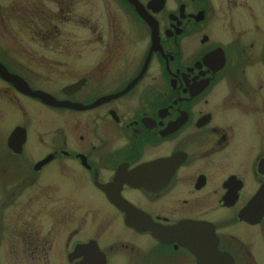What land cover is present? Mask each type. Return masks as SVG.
<instances>
[{
	"label": "flooded vegetation",
	"instance_id": "flooded-vegetation-1",
	"mask_svg": "<svg viewBox=\"0 0 264 264\" xmlns=\"http://www.w3.org/2000/svg\"><path fill=\"white\" fill-rule=\"evenodd\" d=\"M12 22L0 64L54 100L0 76V264H264V0H9Z\"/></svg>",
	"mask_w": 264,
	"mask_h": 264
},
{
	"label": "water",
	"instance_id": "water-1",
	"mask_svg": "<svg viewBox=\"0 0 264 264\" xmlns=\"http://www.w3.org/2000/svg\"><path fill=\"white\" fill-rule=\"evenodd\" d=\"M0 76H2L4 79H6L10 82H12V81L16 82L15 77L12 74L8 73L6 71V69L1 65H0ZM16 86L22 92H28L29 91V93H32L33 95H37L40 97L44 95L39 90H31L30 88H26V86L21 87V84H19L17 82H16ZM248 210L254 211V214L259 213L261 215L264 213V183L260 186V188L257 191V193L255 194L254 198L249 203V206H247V208L245 209V213H247ZM254 214L252 213L251 216H253ZM80 264H95V263H91V261H89L88 257H85V259L83 261H81Z\"/></svg>",
	"mask_w": 264,
	"mask_h": 264
},
{
	"label": "rangeland",
	"instance_id": "rangeland-1",
	"mask_svg": "<svg viewBox=\"0 0 264 264\" xmlns=\"http://www.w3.org/2000/svg\"><path fill=\"white\" fill-rule=\"evenodd\" d=\"M8 1L9 0H0V4L3 5V7H4L8 3ZM9 27L11 28V31H7L5 27L3 28L0 26V34L13 33V32L20 34V35L23 34V32L21 31L20 25H17L14 22H12ZM72 28H73L72 26H63V30L67 34L71 33ZM3 43L8 45V46L13 45L12 42L7 43V42L3 41ZM71 43H72V41L68 37H65L64 40L61 41L60 49L63 50V52L61 53L62 54V60L64 61V65H67V66L70 65L68 62L70 61L69 52L71 50V48H70ZM31 46H32V48H36L40 51H43L42 48L38 47L37 43L31 42ZM92 48L97 49L96 45H92V47H89V48L85 47L84 50H88V49H92ZM66 55H68V57ZM64 72H68V70H65ZM68 76H70V74H68Z\"/></svg>",
	"mask_w": 264,
	"mask_h": 264
}]
</instances>
